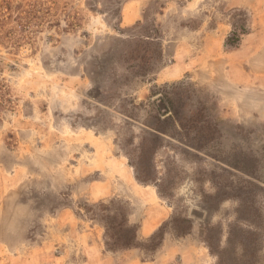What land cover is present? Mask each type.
I'll use <instances>...</instances> for the list:
<instances>
[{"label": "rangeland", "instance_id": "obj_1", "mask_svg": "<svg viewBox=\"0 0 264 264\" xmlns=\"http://www.w3.org/2000/svg\"><path fill=\"white\" fill-rule=\"evenodd\" d=\"M258 53L264 0H0V264H264Z\"/></svg>", "mask_w": 264, "mask_h": 264}, {"label": "trees", "instance_id": "obj_2", "mask_svg": "<svg viewBox=\"0 0 264 264\" xmlns=\"http://www.w3.org/2000/svg\"><path fill=\"white\" fill-rule=\"evenodd\" d=\"M154 142H156V140H154V139L151 140L150 141L151 145ZM149 146L150 145H146V146L144 145V148L148 147L150 149ZM151 161H152V158H151ZM135 179L139 183L144 184V185H147L149 183H153L156 181V178L152 177V175H150L149 173L138 171L137 169H136ZM121 232H122V234L116 238V246L121 247L123 249H128V248L132 247L135 244L136 237L134 234H130L131 229L126 227V225H124ZM211 253H213L212 249H211ZM218 264H222L221 255H219V263Z\"/></svg>", "mask_w": 264, "mask_h": 264}, {"label": "crops", "instance_id": "obj_3", "mask_svg": "<svg viewBox=\"0 0 264 264\" xmlns=\"http://www.w3.org/2000/svg\"><path fill=\"white\" fill-rule=\"evenodd\" d=\"M260 52H261V50H260ZM256 59L257 60L262 59L261 61L263 62L264 61V55L261 54V53H258L257 56H256ZM262 70H264V66H261L260 67V71L254 70V72H256L257 75L260 74V76H264V75H262V74H264V72ZM167 73L168 74H171L169 71H167V72L162 73V75L167 74ZM260 93L262 95V93H264V91L260 90ZM260 110H264V104L262 106H260ZM261 120H262L261 122L264 123V117ZM149 214H148L149 215L148 218H146L145 222L143 223V225L141 226V228L139 230V234L142 235V236L143 235L145 236V234H147V232L145 231L147 228L149 229L151 227V230H153V228H154L153 226H155L154 223L157 222V220H153L152 213H149ZM151 221H152V224H151ZM128 255H129L130 259H132L129 262V264L130 263L131 264H136V261L133 260V259H136L137 257H139L140 256V253L138 251L133 250V251H129L128 252Z\"/></svg>", "mask_w": 264, "mask_h": 264}, {"label": "water", "instance_id": "obj_4", "mask_svg": "<svg viewBox=\"0 0 264 264\" xmlns=\"http://www.w3.org/2000/svg\"><path fill=\"white\" fill-rule=\"evenodd\" d=\"M100 93V89L94 87L87 93V95L92 99H97ZM191 215L198 219L202 218V213H199L197 211H192Z\"/></svg>", "mask_w": 264, "mask_h": 264}]
</instances>
